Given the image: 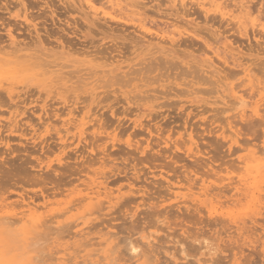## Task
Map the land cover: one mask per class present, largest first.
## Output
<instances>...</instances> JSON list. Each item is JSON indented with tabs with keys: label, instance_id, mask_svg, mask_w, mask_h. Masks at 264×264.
<instances>
[{
	"label": "rangeland",
	"instance_id": "obj_1",
	"mask_svg": "<svg viewBox=\"0 0 264 264\" xmlns=\"http://www.w3.org/2000/svg\"><path fill=\"white\" fill-rule=\"evenodd\" d=\"M70 1L0 0V264H264V0Z\"/></svg>",
	"mask_w": 264,
	"mask_h": 264
},
{
	"label": "bare ground",
	"instance_id": "obj_2",
	"mask_svg": "<svg viewBox=\"0 0 264 264\" xmlns=\"http://www.w3.org/2000/svg\"><path fill=\"white\" fill-rule=\"evenodd\" d=\"M19 1H21L22 3H24V0H19ZM72 2H74V3H76V2H80V4H81V6L83 7V6H85V7H87L88 9H90V10H94V11H96L97 10V8H96V5H97V2L99 1V0H71ZM70 1V2H71ZM107 1H110V2H117L118 4H121L124 0H107ZM141 1V0H140ZM140 1H139V3L138 4H141L140 3ZM173 3H177L178 4V1L179 0H171ZM193 1V2H192ZM232 1V0H231ZM231 1H228V2H230L231 3ZM248 0H246V1H244V0H241V4H238V6H236L235 5V7H236V9L238 10H241V11H247L249 14H253V11H252V8H251V5L250 4H248V2H247ZM250 1V0H249ZM18 2V1H17ZM20 2V3H21ZM36 2V1H35ZM142 2V1H141ZM187 2H189V1H187ZM187 2H186V0H180V3L183 5V6H185L186 4H187ZM190 2H192V3H195L196 5H199V6H201L206 12H208V8H207V6L209 5L210 7H215V9H217V11H219L220 13H218V14H221V16H223V17H226V16H230L231 18H235V16L233 15L232 16V14H231V10H228V6H230L229 4L230 3H227L226 4V0H191ZM144 2H142V4H143ZM79 4V5H80ZM100 4V3H99ZM104 4V3H103ZM102 4V5H103ZM34 5V4H33ZM73 5V4H72ZM105 5V4H104ZM110 5V4H109ZM191 5H194V4H191ZM190 5V6H191ZM28 6V5H27ZM126 6H127V3H126ZM138 6V5H137ZM199 6H197V7H199ZM232 6V5H231ZM32 7V6H31ZM142 7V6H141ZM144 7V6H143ZM186 8V7H185ZM190 8H192V7H190ZM200 8V7H199ZM141 9V8H140ZM236 9H235V11H236ZM147 10V9H146ZM202 10V9H201ZM234 10V9H233ZM68 11V10H67ZM101 11V10H100ZM197 12V11H196ZM203 12V11H202ZM202 12H201V14H202ZM99 13H101V12H99ZM190 14V13H189ZM200 14V13H199ZM188 15V14H187ZM211 15V14H210ZM189 16V15H188ZM201 16V15H200ZM106 17V16H105ZM145 17V16H144ZM211 17V16H210ZM248 17H249V15H248ZM102 19V18H101ZM211 19V18H210ZM228 19H230V18H228ZM264 19V18H263ZM141 20V19H140ZM212 20V19H211ZM143 21V20H142ZM231 21V23H232V19L230 20ZM180 22H184V25H186L185 23H187V24H189V20L186 18H182L181 20H180ZM234 22V21H233ZM240 22V21H239ZM237 23H238V21H237ZM230 24V23H229ZM256 24H258V25H260V27L261 28H258V30H260V29H263L264 30V22H260V23H256ZM137 26V25H136ZM151 26H156V23H152L151 25H150V27L147 25V23H142L141 24V28L146 32L145 34L147 35V37H148V34L151 36V38H153V39H158L159 40V42H165V43H170V41H173V42H175V39L176 38H173V37H171V36H169V34H168V31L167 30H164L163 28L161 29V30H152V27ZM170 27V26H169ZM236 27H237V25H236ZM257 27V26H256ZM155 28V27H154ZM246 28V27H245ZM140 29V28H139ZM168 29V28H167ZM187 29V28H186ZM230 29V28H229ZM228 30V29H227ZM58 31V30H57ZM229 31V30H228ZM56 32V31H55ZM225 32V31H224ZM244 32H245V30H244ZM170 33V32H169ZM256 33V32H255ZM144 34V35H145ZM171 34V33H170ZM182 34V33H181ZM263 34V33H262ZM172 35V34H171ZM251 35V34H250ZM8 36H9V39L11 40V41H13V42H15V38H16V36L13 34V32L12 31H9L8 32ZM230 36V35H229ZM252 36V35H251ZM185 39V38H184ZM186 40H187V38H186ZM235 40V39H234ZM179 42V41H178ZM207 43H208V45H210L209 47L211 48V50L214 52V53H218V54H220V50H222L221 48L222 47H220V45H219V43H218V40L217 39H215L214 40V42H209V41H206ZM190 44V43H189ZM174 45V44H173ZM178 45V44H177ZM226 45V44H225ZM242 45V44H241ZM8 47H9V45H8ZM231 47V46H230ZM225 50H226V48H225ZM225 50H223L224 52H225ZM211 51V52H212ZM222 51V52H223ZM212 52V53H213ZM226 53V52H225ZM229 54V53H228ZM229 56H232L233 57V59H234V61L236 60L235 59V54L233 53V52H231L230 51V55ZM235 56V57H234ZM241 57V56H240ZM148 59V58H147ZM229 59V58H228ZM217 60V59H216ZM149 62V61H148ZM153 62V61H152ZM224 62H226V63H228V60H227V58H224ZM143 63V62H142ZM150 63V62H149ZM155 63V62H154ZM177 63H178V61H177ZM171 64H172V62H171ZM224 64V63H223ZM64 65V64H63ZM174 65V64H173ZM67 66V65H66ZM146 66V65H145ZM185 67V66H184ZM145 68V67H144ZM156 68V67H155ZM225 68V67H224ZM82 70V69H81ZM161 70V69H160ZM174 70V69H173ZM182 70V69H181ZM74 71V70H73ZM147 71V70H146ZM71 72V70H69V73ZM210 72V71H209ZM234 72H236V70L234 71ZM68 73V74H69ZM173 73V72H172ZM172 73H169L170 74V76H171V74ZM150 74V73H149ZM231 74V73H230ZM72 76V75H71ZM74 76V75H73ZM179 76V75H178ZM119 77V76H118ZM122 77H120V79H121ZM204 78V77H203ZM128 79V78H127ZM100 80V79H99ZM123 80V79H122ZM126 81V80H125ZM128 81V80H127ZM78 82V81H77ZM92 82V81H91ZM257 91V90H256ZM108 92V91H107ZM246 94V93H245ZM256 95V94H255ZM14 96V95H13ZM227 97V96H226ZM252 97V96H251ZM110 98V97H109ZM230 98V97H229ZM230 100V99H229ZM235 100H236V98H235ZM233 101V100H232ZM232 101H230L231 103H232ZM57 102V101H56ZM60 102V101H59ZM223 102V101H222ZM229 101H225V99H224V105H226V104H228V103H230ZM234 102V101H233ZM234 104V103H233ZM236 104V103H235ZM234 104V105H235ZM232 108V107H231ZM222 110H224V107H223V109ZM259 110V109H258ZM226 111H227V109H226ZM223 112V111H222ZM258 112V111H257ZM232 117V116H231ZM241 129V128H240ZM238 131V130H237ZM240 131V130H239ZM242 132V131H241ZM87 138V137H86ZM58 139V138H57ZM108 154H110V153H108ZM89 155V154H88ZM106 155H107V153H106ZM90 157V156H89ZM102 157V156H101ZM91 158V157H90ZM90 161V160H89ZM88 161V162H89ZM94 161V160H93ZM97 161V160H96ZM100 161V160H99ZM101 162V161H100ZM71 163V162H70ZM85 163V162H84ZM74 164V163H73ZM79 164V163H78ZM72 167V166H71ZM240 167V166H239ZM57 168V167H56ZM73 168V167H72ZM51 171V170H50ZM240 173V172H239ZM236 179V178H235ZM233 184V183H232ZM97 186V185H96ZM90 188V187H89ZM94 188V187H93ZM219 188V187H218ZM95 189V188H94ZM99 189V188H98ZM91 191V190H90ZM97 191V190H96ZM91 192H93V193H97V192H94V191H91ZM91 192H88V196L87 197H90L91 195H90V193ZM99 192H100V190H99ZM226 192V191H225ZM97 195H99L98 193H97ZM101 195V194H100ZM172 195V194H171ZM93 196V195H92ZM264 196V195H263ZM91 198V197H90ZM93 198H94V196H93ZM198 200V199H197ZM79 201V200H78ZM180 201V200H179ZM185 202V201H184ZM188 202H189V200H188ZM194 204V203H193ZM9 206V205H8ZM27 206H30V204H27ZM173 206V205H172ZM182 208V207H181ZM192 209V208H191ZM197 209V208H196ZM193 211V210H192ZM24 212V211H23ZM172 212V211H171ZM162 213V212H161ZM191 213V212H190ZM207 215V214H206ZM15 216H16V214H15ZM6 218H10V216H3V215H1L0 216V219H5V221H9V219H6ZM21 219V218H20ZM5 221H3L2 223H4ZM17 221H19V220H17ZM249 221V220H248ZM13 221H11V223H12ZM9 223V222H8ZM217 224V223H216ZM13 225V224H12ZM149 247V246H148ZM185 248V247H184ZM132 251L134 252V257L135 256H138V255H141L140 254V252H139V247L138 246H133L132 248ZM154 249V248H153ZM200 250H202V252L204 253V254H208L209 253V251L208 250H210V247H209V245L208 244H203V245H200V248H199ZM186 250V249H185ZM150 252V251H149ZM212 252V251H211ZM146 253V252H145ZM148 254V253H147ZM189 254V253H188ZM146 255V254H145ZM211 257H212V255H211ZM215 258V257H214ZM218 258V257H217ZM215 260V259H214ZM204 261H205V259H204ZM206 262V261H205ZM188 263V262H187ZM197 264V263H196ZM204 264V263H203Z\"/></svg>",
	"mask_w": 264,
	"mask_h": 264
}]
</instances>
